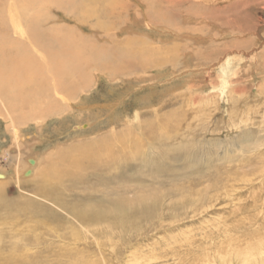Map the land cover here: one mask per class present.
<instances>
[{"label":"bare ground","instance_id":"1","mask_svg":"<svg viewBox=\"0 0 264 264\" xmlns=\"http://www.w3.org/2000/svg\"><path fill=\"white\" fill-rule=\"evenodd\" d=\"M12 1L7 6L5 0H0V97L4 99L9 117L18 121L35 118L39 123L50 115L55 116L63 125L58 132L65 137L84 136L90 127L98 128L89 132L97 133L92 139L59 148L55 162L43 168L40 180L31 184L32 192L69 212L89 230L93 227L92 232L104 235L105 239L94 245L87 241V236L75 233L76 227L61 218L55 209L36 201L18 202L19 206H15L0 194V264H117L118 244L112 239L116 229L129 224L130 229L135 230L136 222L151 219L163 205L178 207L181 214L192 215L188 223L202 222L195 232L210 230V235L204 237L205 246L201 240L194 239L190 234L192 230L188 229L183 240L174 239L166 250L145 254L133 251L126 260L121 259V264H158L160 261L167 264L170 258L177 264H232V258L237 261L235 264H264V196L256 187L259 182L253 183L254 173L235 175L227 186L223 185L220 175L207 170L203 178L199 177L202 167L199 165L201 168L194 170L190 165L199 163L195 151L183 152L186 147L179 141L183 135L181 119L171 114H157L131 123L118 110V105L124 101V91L139 84L132 78L110 80V86L93 100L80 98L81 92L92 86L89 69L122 74L146 63L160 70L173 58L167 56L153 61L146 57L144 49L129 51L131 45L126 41L124 49L132 58L111 64L107 58H102L107 53L105 47L79 44L72 36L64 34L65 29L50 25L47 10L52 7L76 13L80 19L83 16L98 19L107 11H103L101 0ZM144 28L154 36H186L158 23ZM140 40L135 38L132 44ZM82 41L87 40L82 37ZM212 65L207 62L183 73L191 75L199 71L202 76L199 87L209 85L205 69ZM178 80L165 90L182 91L188 79ZM163 90L142 93L138 99L140 107L151 106L153 95L167 94ZM254 97L261 100L262 96L256 91ZM104 126L109 128L102 132ZM28 162L30 167L25 172L30 175L36 169V160L30 158ZM179 162L185 166L179 167ZM4 176L0 173V178ZM203 179L208 180V185L203 184ZM242 187L247 188L246 195L236 193ZM235 193V197H231ZM245 199L249 202L243 203ZM234 200L236 205L226 211L232 215L230 224L216 218L207 220V224H213L209 229L203 225L207 216L217 213L215 210L206 212L211 203ZM248 207L257 211L251 214L256 219L250 218L253 222L247 215V218L238 217L239 212ZM66 224L74 231H63ZM239 234L243 240L238 239ZM227 242L228 246L218 257H207L206 249L215 250Z\"/></svg>","mask_w":264,"mask_h":264},{"label":"rangeland","instance_id":"2","mask_svg":"<svg viewBox=\"0 0 264 264\" xmlns=\"http://www.w3.org/2000/svg\"><path fill=\"white\" fill-rule=\"evenodd\" d=\"M5 1L7 6L13 2ZM101 2L103 11L106 9L107 11L98 19L94 16H83L80 19L76 13L52 7L47 10L51 19L50 25L65 29L64 34L72 36L79 44L87 47H105L107 53L102 58H107L111 64L132 58L131 53L124 49L126 41L131 45L129 51L144 49L146 57L153 61H159L167 56L172 57L173 61L162 67L160 69L162 72L146 63L122 74L108 71L102 73L89 69L92 86L89 90L81 92L80 98L93 100L110 86V80L132 78L140 85H135L133 89L137 90L134 91L124 89L126 94L123 97V104L118 105V110L125 114L128 121L139 123L144 118L157 114H171L181 119L183 135L179 141L186 147L182 149L183 152L189 149L195 151L199 163L190 165L194 170L202 167L203 171L199 177L203 178L207 170L216 176L220 175L223 185L227 186L235 175L254 173L253 183L259 182L256 187L264 196V0H101ZM6 23L10 26L8 19ZM157 23L187 37L154 36L144 28L155 26ZM82 37L87 41L83 42ZM135 38L141 40L132 44ZM207 62L213 64L205 69L206 82L209 85L199 87L202 77L199 71L191 75H187L190 72L184 73ZM142 77L146 79L142 80ZM180 78L188 79L184 82L185 89L182 88L179 93H171L174 91L171 89L165 90L168 86L172 88L171 86ZM188 85L193 87L188 88ZM163 87L167 94L162 96L155 94L151 106L140 107L141 102L138 99L142 93L162 92ZM256 91L262 96L261 100L254 97ZM3 101L4 99L0 97V173L5 174L0 178L2 198L13 201L15 206H19L18 202L36 201L48 209H55L61 218L76 227L75 233L81 237L87 236L88 242L96 245L97 241H103L105 236L93 233L91 230L93 227H90V231L72 214L48 201L45 202L34 195L31 189V184L40 180V171L50 162V164L55 162L59 148L70 147L80 140L92 139L97 133L89 132L98 128L90 127L84 136L65 137L58 132L59 128H63L61 119L57 120L55 116L50 115L45 122L39 123L35 118L12 120ZM20 113L24 115L23 112ZM108 128L104 126L101 131L104 132ZM30 158L36 160V169L33 174L28 175L25 171L30 167L28 162ZM178 166L185 165L182 166L179 162ZM202 182L204 185L209 183L206 179ZM239 183L243 185L244 181ZM246 189L242 187L236 193L244 192L246 195ZM236 193L231 197H235ZM248 200L245 199L243 203ZM228 201L211 203L213 205L208 207L206 212L215 210L217 213L205 218L206 223L203 225H207V229L213 225L207 224V220L219 218L224 220L225 224L232 222V215L226 211L236 204L235 200ZM249 208L241 210L242 212L240 211L239 216L236 215L235 218L242 219L247 215L249 219L254 220L253 215L257 211ZM156 212L151 219L136 222L135 230L130 229L129 224L116 229L117 236H113L112 239L118 244L119 259L115 263L121 264V259L126 260V256L133 251L137 254L162 252L174 239L183 240L188 229L192 230L191 236L197 241L201 240L205 246L204 237L210 235V230L206 232L200 229L195 232L202 222L196 220L188 223L192 215L186 216L181 214L178 207L170 208L165 205L159 206ZM62 230L74 231V228L71 229L66 224ZM225 237L221 239L226 240ZM237 237L243 240L241 234ZM234 239L236 238H232ZM227 246L228 242L215 250L205 248L206 252L209 251L208 256L207 253L205 256L218 257L217 255L221 251L224 252ZM168 261L167 264L176 263L172 258ZM231 261L232 264L237 262L233 258ZM158 264L163 263L160 261Z\"/></svg>","mask_w":264,"mask_h":264}]
</instances>
